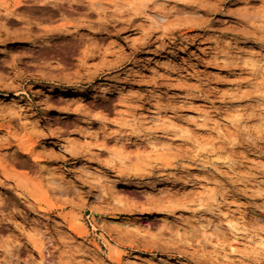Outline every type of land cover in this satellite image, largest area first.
I'll use <instances>...</instances> for the list:
<instances>
[{"label":"rangeland","instance_id":"374dc122","mask_svg":"<svg viewBox=\"0 0 264 264\" xmlns=\"http://www.w3.org/2000/svg\"><path fill=\"white\" fill-rule=\"evenodd\" d=\"M263 60L264 0H0V264H264Z\"/></svg>","mask_w":264,"mask_h":264},{"label":"bare ground","instance_id":"6f19581e","mask_svg":"<svg viewBox=\"0 0 264 264\" xmlns=\"http://www.w3.org/2000/svg\"><path fill=\"white\" fill-rule=\"evenodd\" d=\"M155 2H156V0H155ZM157 2H159V1H157ZM20 3V0H15V4H19ZM142 3H144V2H141V4ZM162 3V1L160 2V4ZM164 3V2H163ZM145 5H146V2H145ZM156 19H158L160 22L161 21H163L164 20V17L163 16H160V15H158L157 16V18ZM158 21V22H159ZM252 55H253V53H251ZM249 55V54H248ZM251 55V56H252ZM247 56V55H246ZM245 56V58L247 59V57ZM240 57V56H239ZM249 58V57H248ZM253 58V57H252ZM251 57L247 60V62H249V64H250V66L253 68V67H257V62H259V61H256V60H254L255 59V57H254V59H252ZM246 59H244V60H246ZM262 60V59H261ZM264 61V60H263ZM245 62V61H244ZM261 62V61H260ZM263 63V62H262ZM248 64V65H249ZM264 64V63H263ZM260 66V65H259ZM264 66H262V68H263ZM256 68H253L252 70H255ZM259 70H261V69H259ZM259 70H257V71H259ZM263 70H264V68H263ZM103 83V82H102ZM101 83V85L99 86V87H92V88H90L88 91L87 90H84L83 88H79V87H77V88H71V89H67V88H58V89H56V92H57V96H63V97H65V96H76V95H86V94H88L89 95V93L91 94V95H96L97 96V93H101V95H102V97H106L107 95L109 96V94H111V91L109 90V89H107V88H105L104 87V84H102ZM116 91V90H115ZM114 91V92H115ZM49 92V91H48ZM119 94H120V92H118ZM113 95H114V93H113ZM117 95V94H116ZM92 97V96H91ZM235 112V111H234ZM237 112V111H236ZM16 113H17V111H16ZM158 113H160V111L158 112ZM18 115H19V113H18ZM169 115H167V117H168ZM236 116V115H235ZM164 117V116H163ZM240 117V116H239ZM237 119L239 120V118H238V116H237ZM166 120V119H165ZM237 120V121H238ZM167 121V120H166ZM169 121V120H168ZM132 126V125H131ZM131 126L129 127V128H131ZM171 126V125H170ZM173 126V125H172ZM174 127V126H173ZM172 127H170V129H171ZM176 128V127H175ZM174 129V128H173ZM177 129V128H176ZM130 130V129H129ZM178 130V129H177ZM181 130V129H180ZM130 131H132V130H130ZM129 131V132H130ZM176 131V130H175ZM128 132V131H127ZM126 132V133H127ZM133 133L132 134H134V133H136L135 135H137V137H138V139L140 140V138H141V140L143 139L144 140V138L145 137H143L142 135H138L137 134V132H135V130L133 129V131H132ZM178 133H179V131H178ZM127 135H129V134H127ZM144 135V134H143ZM147 137H149L147 134H145ZM126 136V135H125ZM127 137V136H126ZM134 137V136H133ZM143 137V138H142ZM135 138V137H134ZM137 139V138H136ZM146 139H150V137L149 138H146ZM140 140V141H141ZM153 140V139H152ZM145 142V141H144ZM146 143H148V142H146ZM151 143V142H150ZM190 172V171H189ZM160 179H162V178H160ZM167 179V178H166ZM165 179V181L163 180V185H164V187L165 188H168V187H171V186H173L174 185V183L173 182H175V181H169V179L168 180H166ZM110 180V179H109ZM109 180H107L108 182H109ZM159 180V179H158ZM149 182H150V180H148ZM120 182V181H119ZM118 182V186L117 187H112L113 189H117V190H119V189H121V188H123V187H131V188H133V189H143L144 188V186L145 185H143V184H145V183H143V184H141V183H138V182H125V181H123V182H121V183H119ZM186 182H188V181H186ZM114 185V184H113ZM150 186H148L147 188H146V190L148 189H153V188H155L157 185H159V182H156V181H153L151 184H149ZM162 185V186H163ZM147 186V185H146ZM183 186V185H182ZM127 187V188H128ZM174 187V186H173ZM160 188H161V186H160ZM164 188V189H165ZM172 188V187H171ZM112 189V190H113ZM124 189V188H123ZM163 189V188H162ZM114 190V191H115ZM166 190V189H165ZM140 191V190H139ZM152 191V190H151ZM117 192V191H116ZM147 192V191H146ZM165 192V191H164ZM263 210V209H262ZM226 214V213H225ZM162 215V214H161ZM160 219V218H159ZM163 220V219H162ZM227 220H229V218L227 219ZM233 220V219H232ZM232 220H230V221H232ZM232 222H235V221H232ZM230 222H228V225L230 226V227H227V225H226V227L229 229L230 228V231H234V225L232 226L231 224H229ZM233 224H235L236 225V223H233ZM239 224V223H238ZM145 225V224H144ZM240 226V225H239ZM232 229V230H231ZM240 228L238 227V230H239ZM236 230V229H235ZM237 231V230H236ZM238 233H240V232H238ZM237 233V234H238ZM231 234H234V233H231ZM236 235V234H235ZM261 236V235H260ZM259 237V236H258ZM264 237V236H263ZM258 239V238H257ZM39 245V244H38ZM258 245L264 250V238H262V237H259V241H258ZM43 246V245H42ZM39 247H41V246H39ZM44 247V246H43ZM256 247V246H255ZM231 249H234V248H231ZM258 249V248H257ZM42 251H44L43 249H42ZM46 255H47V253H46ZM161 261H167V260H165L164 258H159ZM160 261V262H161ZM171 261V260H170ZM174 261H175V263H184L185 264V262H180V260L178 261V260H176V259H174ZM168 262V261H167ZM162 263V262H161ZM167 264V263H166ZM173 264V263H172Z\"/></svg>","mask_w":264,"mask_h":264}]
</instances>
